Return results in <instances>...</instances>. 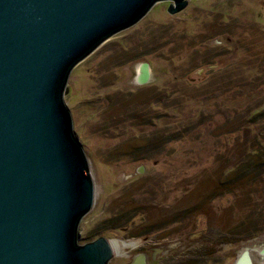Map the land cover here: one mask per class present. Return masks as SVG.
I'll return each mask as SVG.
<instances>
[{
	"label": "rangeland",
	"instance_id": "rangeland-1",
	"mask_svg": "<svg viewBox=\"0 0 264 264\" xmlns=\"http://www.w3.org/2000/svg\"><path fill=\"white\" fill-rule=\"evenodd\" d=\"M169 4L111 36L68 78L63 99L94 183L79 243L138 205L144 221L103 234L127 244L108 264H135L137 256L138 264H236L244 249L252 264H264V183L233 182L232 171L240 151L255 149L251 117L264 110V68L256 65L264 56V0H188L176 14ZM217 51L227 56L218 52L214 63ZM147 64L142 83L137 67ZM231 119L242 129L229 136ZM168 128L173 140L161 156L130 162L125 154L143 137Z\"/></svg>",
	"mask_w": 264,
	"mask_h": 264
},
{
	"label": "water",
	"instance_id": "water-1",
	"mask_svg": "<svg viewBox=\"0 0 264 264\" xmlns=\"http://www.w3.org/2000/svg\"><path fill=\"white\" fill-rule=\"evenodd\" d=\"M164 1L188 3L0 0V264L111 260V240L79 243L94 183L63 98L76 65Z\"/></svg>",
	"mask_w": 264,
	"mask_h": 264
},
{
	"label": "trees",
	"instance_id": "trees-1",
	"mask_svg": "<svg viewBox=\"0 0 264 264\" xmlns=\"http://www.w3.org/2000/svg\"><path fill=\"white\" fill-rule=\"evenodd\" d=\"M212 40V39H211ZM214 40V38H213ZM213 52V51H212ZM224 53L223 51H217L216 55L214 56L216 59L218 57H221L223 55H219V53ZM261 49L259 51V54L262 55L264 54V45H263V51L261 52ZM227 56V53L225 54V57ZM138 58H134L132 60H127L124 63H118L115 65L116 68L128 65L132 63L133 61L137 60ZM219 60H215L214 63H217ZM256 65L257 69L258 68H264V56L261 58L259 57L256 60ZM212 65V64H210ZM209 65V66H210ZM216 65V64H214ZM202 67V66H201ZM204 67V66H203ZM204 80V79H203ZM120 96H122L121 93H119ZM118 96V95H117ZM193 100V99H192ZM197 100V99H196ZM199 100V99H198ZM113 101L115 102L114 98ZM202 101V100H200ZM204 102V101H203ZM207 102V100H205ZM251 110V107L248 108ZM247 110H244V113H246ZM246 117V115H242V118ZM160 118V117H158ZM205 118L202 115L200 117L199 121H202L200 125H203L205 122ZM251 120L254 121V124L259 127L258 133L256 134L254 138V143H252L253 148L252 150H243L240 151L239 157L240 160L237 162L232 169L233 174L237 175V178L233 181H237L238 179H243V178H250V182H257V183H264V110L261 111L260 113H257L251 117ZM237 125L239 127H242V123L237 124L231 119V121L226 122V128L228 129L227 134L230 136L233 132L238 131L241 132V129L237 130ZM231 129L233 131H231ZM163 133H152L151 135H147L143 137L142 139V146L136 150L131 151L129 154H125L128 158H130V162H137V161H142V160H154L161 156L164 153L165 147L170 144L173 140V132L171 129H164L162 131ZM256 142H258V145L255 147ZM139 156V157H138ZM140 190V188H138ZM137 208V209H134ZM132 208L131 210L129 209H122L120 210L119 215L110 216L106 219H104L100 224L96 225L94 229H92L90 233V238L93 240L102 237L103 234L109 233L111 231H117L120 229H127L130 228L134 223L136 222H142L145 220V218H142L139 214V209L138 205L136 207ZM264 231V228L262 229ZM261 232V230L257 231H245V234L242 236V238H250L256 233ZM238 234V232H236ZM241 238L240 236L237 235L236 239L239 240ZM234 240V239H233ZM232 239H226L225 241H233ZM209 251L207 254L210 255L214 251ZM183 264H199L194 258H187L183 262ZM181 263V264H182Z\"/></svg>",
	"mask_w": 264,
	"mask_h": 264
},
{
	"label": "bare ground",
	"instance_id": "bare-ground-1",
	"mask_svg": "<svg viewBox=\"0 0 264 264\" xmlns=\"http://www.w3.org/2000/svg\"><path fill=\"white\" fill-rule=\"evenodd\" d=\"M137 71H138L139 76L141 74H143V73H146V69H145V67L143 65H140L139 67H137ZM126 245H127L126 243L120 244L117 240H114L111 243V247H112L113 251L114 252H117V253L120 252L122 246L124 247ZM248 250L249 249H244V251L239 254V256H241V255H244V256L243 257H240L238 259V261L236 262V264H246V261H248V264H252L249 255H245L248 252ZM260 254L264 255V249L261 251ZM139 262H141V261H139V259H136L135 264H138Z\"/></svg>",
	"mask_w": 264,
	"mask_h": 264
},
{
	"label": "flooded vegetation",
	"instance_id": "flooded-vegetation-1",
	"mask_svg": "<svg viewBox=\"0 0 264 264\" xmlns=\"http://www.w3.org/2000/svg\"><path fill=\"white\" fill-rule=\"evenodd\" d=\"M111 243H112V241H111ZM136 258H138L139 259V256H137ZM138 261V260H137Z\"/></svg>",
	"mask_w": 264,
	"mask_h": 264
},
{
	"label": "crops",
	"instance_id": "crops-1",
	"mask_svg": "<svg viewBox=\"0 0 264 264\" xmlns=\"http://www.w3.org/2000/svg\"><path fill=\"white\" fill-rule=\"evenodd\" d=\"M148 65V64H147ZM148 71H149V66H148Z\"/></svg>",
	"mask_w": 264,
	"mask_h": 264
}]
</instances>
